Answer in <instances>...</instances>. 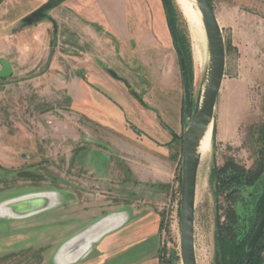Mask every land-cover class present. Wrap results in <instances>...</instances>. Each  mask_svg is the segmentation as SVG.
Returning a JSON list of instances; mask_svg holds the SVG:
<instances>
[{
    "label": "rangeland",
    "instance_id": "obj_1",
    "mask_svg": "<svg viewBox=\"0 0 264 264\" xmlns=\"http://www.w3.org/2000/svg\"><path fill=\"white\" fill-rule=\"evenodd\" d=\"M210 1L227 57L213 123L216 141L199 168L198 264H216L218 223L226 221L228 201L225 194L216 196L212 172L229 159L252 167L264 125V0ZM47 2L11 0L0 9V71L2 60L13 68L12 76L0 78V204L49 191L57 193L58 204L27 218L0 217V264H58L55 257L67 241L107 216L131 211L152 216L141 237L152 234L150 227L159 216L154 239L128 252L114 249L104 260L91 249L71 264L141 259L182 264V157L189 120L180 59L162 0H146L150 10L143 22L140 9L148 4L143 7L139 0L117 1L110 20L101 0L82 3L79 10L74 3L82 15L69 24L63 12L69 0L41 10L34 20L26 19ZM171 18L191 59L194 107L208 72L207 35L206 59L199 68L193 32L176 0ZM145 54L154 55V66L142 63ZM180 119L179 163L168 150L162 162L155 155H143L141 148L153 141L147 133L156 135L162 129V143L169 146L165 135L176 138L171 128ZM110 162L111 171L106 170ZM129 164L140 171L131 173ZM162 174L166 186L144 183L162 182Z\"/></svg>",
    "mask_w": 264,
    "mask_h": 264
},
{
    "label": "water",
    "instance_id": "obj_2",
    "mask_svg": "<svg viewBox=\"0 0 264 264\" xmlns=\"http://www.w3.org/2000/svg\"><path fill=\"white\" fill-rule=\"evenodd\" d=\"M61 0H49L40 7L37 12L30 14L26 19L34 20L38 13L50 7L52 4ZM198 7L202 13L203 23L208 40V50H209V64L208 72L203 81V88L199 94V97L193 107V88L190 77V71L186 56L179 44V39L176 33L175 26L170 20L172 34L175 40L176 50L179 55L183 87H184V108L185 116L189 120V124L184 132V142H183V157H182V189H181V203H180V216H181V235H180V255L182 264H198L196 244H195V215H196V198H197V186H198V176L199 168L201 164V155L198 152L201 139L209 130L210 126L213 125L215 120V112L217 99L220 94L226 70V57L227 48L224 39L222 28L217 19L214 7L210 0H196ZM2 70L0 71V78L5 79L13 74V69L11 64L7 60H2ZM213 136H214V126H213ZM43 194H49L52 196L51 199H44V203H41L42 199H38L33 205V210L29 214L21 217H16L15 215H2L1 218H11V219H22L38 215L42 212L50 210L57 206L58 195L56 192H33L23 194L11 199H8L0 204H6L15 200H20L30 196H39ZM127 214L117 213L103 218L97 223L93 224L89 228L85 229L75 237L81 234L87 233L88 231L94 230L103 222L110 221L111 227L107 228L106 231L100 233L90 244V248L87 252L81 254L78 257H70V261L62 262L60 260V253L69 247L73 237L65 244H63L55 257V262L58 264H71L85 257L91 249L108 233L117 229L122 222L127 219ZM264 229V214L251 237L249 244L247 246V257H249L252 249L255 247L260 235ZM216 264H221L219 256H216Z\"/></svg>",
    "mask_w": 264,
    "mask_h": 264
},
{
    "label": "trees",
    "instance_id": "obj_3",
    "mask_svg": "<svg viewBox=\"0 0 264 264\" xmlns=\"http://www.w3.org/2000/svg\"><path fill=\"white\" fill-rule=\"evenodd\" d=\"M3 1L0 0V4ZM172 2L162 0L169 22L172 20ZM178 39L193 84L189 52L179 36ZM215 138L216 129L214 143ZM257 143L260 147L252 167L241 166L229 159L223 167L215 168L212 172L216 196L219 198V195L225 194L228 201L226 221L218 223L217 231V255L221 264H264V229L247 257V246L264 214V125L259 130Z\"/></svg>",
    "mask_w": 264,
    "mask_h": 264
},
{
    "label": "crops",
    "instance_id": "obj_4",
    "mask_svg": "<svg viewBox=\"0 0 264 264\" xmlns=\"http://www.w3.org/2000/svg\"><path fill=\"white\" fill-rule=\"evenodd\" d=\"M10 1L11 0H4L0 4V9L5 7V5H7ZM69 1L70 2H68V4H66L68 6H66L64 8V11H63L64 12V17H65L66 21L68 22V24L74 19H79V16L81 14L80 13L81 10H80L79 13H77L75 10L76 9L79 10L81 8V6H82V3L83 4L85 2L87 3L89 0H69ZM101 1H102L101 3H103V6H108V7H106V10H104L107 19L108 20L113 19L114 16H115V12H114L115 8L114 7H115V4L117 3V1H119V0H101ZM139 1L142 3L143 7L146 6V3H147L146 0H139ZM125 2H128V0H125ZM74 3L78 4L76 9L74 7L75 6ZM147 4L148 5L146 7L140 9V10H142L141 11L142 13L139 14V18H140V20L142 22L146 18L145 17V12L148 14V12L150 10V3H147ZM125 8H126V6H125ZM128 20H129V22L132 21L133 25L135 24V20L133 18H131V21H130V18H128ZM69 27H71V26H69ZM144 48H147V44H144ZM153 56H152V54H148V55L145 54L144 58L142 60V63L144 65L148 64L150 66H154L156 59H154L152 61V57ZM158 56H160L159 51H158ZM160 63H161V61H160ZM80 83L83 84V80L82 79H80ZM152 87L153 86L151 85V88ZM159 115H160L161 127H162V115L161 114H159ZM171 129H173L174 134H176L175 135L176 138L172 139L168 135H165V138H167V142L170 143L169 146L168 145L166 146V143H162V129H160V128H159V130L156 129L157 130L156 131V135H153V134L151 135V134L147 133L149 135L148 137H151L153 139V141L150 140L149 141L150 143L147 144V147H144L145 149L141 148L140 151H142L143 155L144 154L148 155V156L155 155L156 159H158V161L162 162V159H161L162 158V153H163V151H167L168 150L167 152H173L174 153V155H173L174 158H173L172 161H178V163H179L181 161L180 160L181 159V154H179L180 159H179V156H178V158H176V154H177V152L179 153V148H180L179 143L181 142V135H182V120L180 119L179 123H177V125H176V128H171ZM169 134H170V132H169ZM100 149H102V148H100ZM109 157L111 158V156H109ZM110 161H113V160H110ZM112 164H113V162H110V169L108 167L109 165L107 164L108 169H106V170H110L111 171L112 170ZM129 165L130 166H129L128 169L130 170L131 173L136 174L137 171H140L139 168L136 167L137 170H135L136 168H134V166H131V164H129ZM161 173H162V171H161ZM99 174H100V170H99ZM165 174H167V173L165 172ZM150 177H151V175H150ZM161 177H162V182H157L156 180L151 182V180L149 179V180H146V182H144V183L153 184V185L155 183H157V184H162V186L164 187V186H166V183L168 181L166 180L164 175L161 176ZM157 215L158 214H156L155 216H157ZM126 216H127V219L124 222H122L121 225L117 229H115L114 231L106 234L94 246V248L92 249V252L95 250L94 252L100 254L103 257V260H104V258L108 257V256H106V254H110V253L112 254V251L114 249H117L118 252H125L127 250L129 251V250H131V247H133V246H135L137 244L141 245L142 243L146 242L147 240L154 239V235L156 236L157 230H158L157 225H159V216L157 217V223L155 224V227L154 228L150 227V229L152 230V234L150 236L144 235L143 237H141L139 235V233L141 234V233H144L145 231H147L145 228H148V226H146L145 224L146 223H150V221L152 219V216L149 215L146 211H142V212H132L131 211ZM124 229H127V231L124 232L125 236L123 234ZM116 231L120 232L117 236L114 235V233H116ZM131 236H132V238H131ZM143 259H145V258H143ZM141 260L140 261H133V262H130V263L127 262V264H142V263L143 264L144 263L150 264V261L145 262L147 259L144 262H142V263H141Z\"/></svg>",
    "mask_w": 264,
    "mask_h": 264
},
{
    "label": "bare ground",
    "instance_id": "obj_5",
    "mask_svg": "<svg viewBox=\"0 0 264 264\" xmlns=\"http://www.w3.org/2000/svg\"><path fill=\"white\" fill-rule=\"evenodd\" d=\"M177 4L180 6L186 20L188 21L191 30L193 32L195 40V51H196V60L198 62V67L200 68L204 63L206 56L204 55L203 48L206 47V31L203 23L202 13L198 7L196 0H176ZM191 33V32H190ZM192 35V34H191ZM208 58V56H207ZM197 67V66H196ZM197 69V68H196ZM200 70V69H199ZM213 142V125L210 126L207 133L201 139L198 152L203 158L204 154L210 151L211 145ZM52 196L49 194H43L39 196H30L20 200H15L8 202L0 206V214L6 215H15L16 217H21L26 214H29L33 210V205L37 202L38 199H42L41 203H44V199H51ZM111 227V222L106 221L94 228V230L88 231L87 233L81 234L78 237H75L71 241L69 247H66L60 253V260L64 263L70 261V257H78L81 254L87 252L90 248L92 240H94L100 233L106 231L107 228Z\"/></svg>",
    "mask_w": 264,
    "mask_h": 264
}]
</instances>
